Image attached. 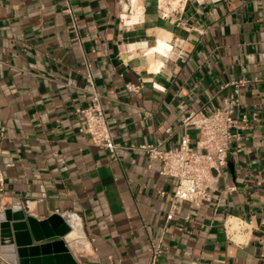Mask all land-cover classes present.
<instances>
[{
    "label": "crops",
    "instance_id": "1",
    "mask_svg": "<svg viewBox=\"0 0 264 264\" xmlns=\"http://www.w3.org/2000/svg\"><path fill=\"white\" fill-rule=\"evenodd\" d=\"M159 6L0 0V214L75 222L79 237L64 241L76 264H148L163 227L159 264H264V0H189L166 18ZM237 82L250 123L232 142L233 172L167 221L174 184L140 147L166 151L186 135L194 146L182 119L219 109ZM94 91L115 157L79 133L76 110ZM232 220L249 228L234 242Z\"/></svg>",
    "mask_w": 264,
    "mask_h": 264
},
{
    "label": "built area",
    "instance_id": "2",
    "mask_svg": "<svg viewBox=\"0 0 264 264\" xmlns=\"http://www.w3.org/2000/svg\"><path fill=\"white\" fill-rule=\"evenodd\" d=\"M189 0H160V10L164 18L177 10L183 9ZM89 82L93 77L89 71ZM234 92L223 99L222 106L210 114L202 110L189 112L181 121L184 130L194 129L197 132L195 145H191L189 136L177 146L166 151L155 145L141 146L150 159H159L163 163L161 175L172 180L175 191L167 221L172 220L179 202H188L200 207L204 202L211 200L209 190L214 181L228 168V158L232 142L239 140L241 131L249 126L250 118L247 114L239 115L241 105L238 87L241 82L233 84ZM79 118V133L86 136L95 147L108 150L116 156L118 145L112 137L105 110L98 92H93L92 103L89 107L76 110ZM256 121V115H253ZM0 181L2 177L0 174ZM165 195V193H161ZM237 227L231 231L233 223L225 226L228 240L233 241L237 234L249 230L248 224L241 220L235 221ZM168 232L163 227L162 236L157 242H152L148 264H159L163 255L164 235Z\"/></svg>",
    "mask_w": 264,
    "mask_h": 264
},
{
    "label": "water",
    "instance_id": "3",
    "mask_svg": "<svg viewBox=\"0 0 264 264\" xmlns=\"http://www.w3.org/2000/svg\"><path fill=\"white\" fill-rule=\"evenodd\" d=\"M72 230L60 214L39 221L22 206L6 209L0 214V258L7 264H76L64 241Z\"/></svg>",
    "mask_w": 264,
    "mask_h": 264
},
{
    "label": "bare ground",
    "instance_id": "4",
    "mask_svg": "<svg viewBox=\"0 0 264 264\" xmlns=\"http://www.w3.org/2000/svg\"><path fill=\"white\" fill-rule=\"evenodd\" d=\"M231 222L233 223L232 230H235L236 227H237V224L233 220ZM72 226H73L74 231H73V233L71 234L70 237L73 238V239L74 238L77 239L79 237V235H80V230L78 228V225L75 222H72Z\"/></svg>",
    "mask_w": 264,
    "mask_h": 264
}]
</instances>
